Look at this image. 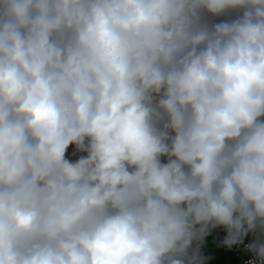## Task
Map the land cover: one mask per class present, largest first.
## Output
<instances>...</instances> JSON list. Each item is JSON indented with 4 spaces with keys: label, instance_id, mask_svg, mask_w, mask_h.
Wrapping results in <instances>:
<instances>
[{
    "label": "clouds",
    "instance_id": "9594fccd",
    "mask_svg": "<svg viewBox=\"0 0 264 264\" xmlns=\"http://www.w3.org/2000/svg\"><path fill=\"white\" fill-rule=\"evenodd\" d=\"M241 248L264 264V0H0V264Z\"/></svg>",
    "mask_w": 264,
    "mask_h": 264
},
{
    "label": "rangeland",
    "instance_id": "374dc122",
    "mask_svg": "<svg viewBox=\"0 0 264 264\" xmlns=\"http://www.w3.org/2000/svg\"><path fill=\"white\" fill-rule=\"evenodd\" d=\"M220 235H222V233H219ZM247 240V239H246ZM246 242V241H245ZM242 248L241 249H234L233 251L235 252V253H237V257L238 258H240L241 260L243 259V258H241V254H242Z\"/></svg>",
    "mask_w": 264,
    "mask_h": 264
},
{
    "label": "built area",
    "instance_id": "2783aa9c",
    "mask_svg": "<svg viewBox=\"0 0 264 264\" xmlns=\"http://www.w3.org/2000/svg\"><path fill=\"white\" fill-rule=\"evenodd\" d=\"M250 241H251V237H249V238L246 240L245 243H248V242H250ZM241 258H243V263H242V264H244V261H245L246 258H247L246 254H244V253L242 252V254H241Z\"/></svg>",
    "mask_w": 264,
    "mask_h": 264
},
{
    "label": "trees",
    "instance_id": "16d2710c",
    "mask_svg": "<svg viewBox=\"0 0 264 264\" xmlns=\"http://www.w3.org/2000/svg\"><path fill=\"white\" fill-rule=\"evenodd\" d=\"M242 251V250H241ZM243 252V251H242ZM236 259H239L241 261V264L243 263V259L241 260L240 258L237 257V253H236Z\"/></svg>",
    "mask_w": 264,
    "mask_h": 264
}]
</instances>
